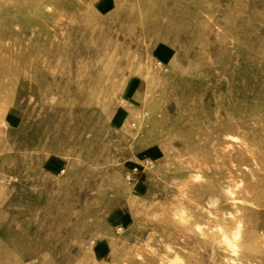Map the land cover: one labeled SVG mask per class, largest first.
Returning <instances> with one entry per match:
<instances>
[{"label": "rangeland", "instance_id": "obj_1", "mask_svg": "<svg viewBox=\"0 0 264 264\" xmlns=\"http://www.w3.org/2000/svg\"><path fill=\"white\" fill-rule=\"evenodd\" d=\"M176 257L264 264V0H0V264Z\"/></svg>", "mask_w": 264, "mask_h": 264}, {"label": "crops", "instance_id": "obj_2", "mask_svg": "<svg viewBox=\"0 0 264 264\" xmlns=\"http://www.w3.org/2000/svg\"><path fill=\"white\" fill-rule=\"evenodd\" d=\"M121 124H124V123H121ZM57 165H58V162L50 161L47 171H50L53 173V170L58 168ZM67 167H68V165H67ZM130 219L131 218L130 217L128 218L127 212H125V210L123 208H119V207L117 209L114 208L106 216V226H107L108 230H110V233H111L115 227L117 228L119 225L122 226V225L126 224Z\"/></svg>", "mask_w": 264, "mask_h": 264}, {"label": "clouds", "instance_id": "obj_3", "mask_svg": "<svg viewBox=\"0 0 264 264\" xmlns=\"http://www.w3.org/2000/svg\"><path fill=\"white\" fill-rule=\"evenodd\" d=\"M230 243H231V245H232L233 247H236V246L238 245V238H237V240H231ZM171 264H184V262H183V260H182L181 258L176 257V258L171 262Z\"/></svg>", "mask_w": 264, "mask_h": 264}]
</instances>
